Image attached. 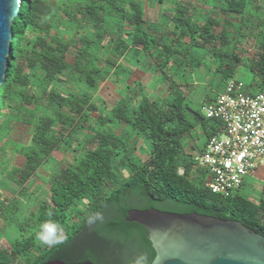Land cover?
Segmentation results:
<instances>
[{
  "label": "trees",
  "instance_id": "1",
  "mask_svg": "<svg viewBox=\"0 0 264 264\" xmlns=\"http://www.w3.org/2000/svg\"><path fill=\"white\" fill-rule=\"evenodd\" d=\"M196 1L152 0L154 7H160L153 20L147 17L145 0H83L73 12L64 0H20L19 14L12 22L10 66L0 86V130L6 127L12 131L20 123L33 128L31 141L40 154L16 152L24 162H16L12 170L21 194L28 195L33 174L57 152L58 144L74 142L76 126L97 111L89 93L63 96L53 88L65 75L78 74L86 87L98 92L107 81L105 70L118 72L130 52L144 53L157 62V69H179L189 49L196 48L221 62L218 72L223 73L226 85L236 78L237 68L247 57L237 48L240 42L229 35L238 36L248 28L259 51L250 57L255 76L252 87L257 88L251 92H264V0ZM62 18L78 25L79 30L72 27L68 32ZM58 19L56 26L60 25L62 32L55 28ZM232 43L236 46L226 50ZM72 50L75 55L69 63ZM105 52L114 57L105 58ZM167 81L173 97L165 106L166 98L149 99L145 87L138 83L135 94L139 97L129 103L120 99L110 108L112 118L99 116L103 128L91 135L82 153L75 149L78 145L68 146L75 149L74 160L69 162L72 168L62 167L52 178L51 199L24 216L17 228L18 239L9 249L0 248V264H135L141 255L152 264L156 250L148 231L127 221L128 213L135 209L234 220L264 236V198L255 203L242 195L239 190L244 183L227 197L212 193L206 186L207 169L185 155L183 140L191 137L193 129L201 127L206 144L218 133L220 124L185 109L179 85ZM128 90L130 95L131 82ZM115 122L116 128L112 126ZM136 135L138 142L149 141L153 148L148 160L139 159L138 165L131 161L128 143ZM48 220L64 227L63 243L44 246L37 239L40 225Z\"/></svg>",
  "mask_w": 264,
  "mask_h": 264
},
{
  "label": "rangeland",
  "instance_id": "2",
  "mask_svg": "<svg viewBox=\"0 0 264 264\" xmlns=\"http://www.w3.org/2000/svg\"><path fill=\"white\" fill-rule=\"evenodd\" d=\"M82 1L83 0H64V5L73 12L79 9V4L80 6L83 4ZM184 1H191V3L197 2L196 0ZM100 4L101 2L97 3V5ZM144 5L149 6V9H147V17L156 20V14H158L160 7H154L152 0H145ZM60 20L61 19H58L56 21L55 26ZM162 21H166V16ZM70 23L62 18V25L66 26L68 32H71L72 27L79 30L78 25L73 26V23ZM234 25L237 26L238 22ZM59 27L60 25L55 28H58L60 32L64 31V29ZM58 35L61 36V34ZM81 35L83 34L81 33ZM229 36L232 41H236L237 39V41L240 42L239 46L242 45V48L239 46H237V48L243 50L247 56L244 57L245 55H241V57H244L246 60L243 61L244 64H242L241 67L239 66L237 68L238 74L236 75V78L244 84V87L237 92L249 93L251 92V89H257L252 87L255 82V76L250 70L252 64V59L250 57H256L259 52L255 47V37H251V32L248 28L244 29L243 34H238L237 36L236 34L230 33ZM233 45L234 43L226 46L225 49L231 51V49L236 46ZM230 46L233 47L230 48ZM189 52L186 62L182 63L183 67L174 69L172 66H168L161 69L163 73H160L161 70L155 67V65L157 66L155 60H151L150 57L141 52L139 55L130 52V54L126 55L125 59H122L121 68L118 72L115 73V71H112L111 73L109 70H105L108 72L107 81L99 87L98 92H96L94 88L89 86L86 87L85 80H82L78 74L76 75L74 73L65 75L61 82H55L53 88L63 96L68 94H80L83 92L89 93L90 97H92V104H95L97 111L91 113V116L80 121L76 126L73 135L74 142L70 140L67 145L64 140L61 141V145L58 144L59 149L56 150L57 152L48 156L50 159L47 157L44 163L37 169V171H35L32 176L33 179L28 185V195L20 193V184L18 179L13 177L12 170L13 166H16V162L18 164L24 162L23 157L18 160L15 156L16 152H18V154L22 152L23 154L26 152L30 153L33 150L35 151V153H33L35 156L40 154L31 141L32 136L30 135L33 128L28 127L27 125H21L20 123L14 125L12 131L8 130L6 127L5 129L0 130V248L9 249L10 246L14 244L15 239H18L17 228H19L23 219H25L24 216H27L29 211L38 204L51 199V194L48 191L52 178L60 172L62 167H66L64 169H67V167H69V169L70 167L72 168L69 162H73L74 160L75 149H78V151H81L82 153V150L87 146L86 141L91 139V135L99 132L103 128L99 116L101 115L102 119L109 117L112 118L110 108H112L120 99L122 100L125 98L128 100L127 103H129V100L133 101L135 97H139L135 94L138 90V83H142L145 87L143 92L145 95L149 96V99L160 97V99L164 100V98H166V102L163 101V105L165 106L167 101L172 100L173 97L170 95L171 92L168 93L169 86L167 85L168 83H166L168 82L167 79H170L179 85L180 92H182L184 98V104H182L184 108L197 111L202 116H205L204 108L212 105L213 100H215L221 92H224L226 88V85L222 82L223 73L218 72L221 62L217 61L212 54H209L207 51L190 48ZM72 55H75L73 50L72 54L68 57L69 63H73ZM102 56H105V58L108 56L114 57L112 54L106 52ZM192 56L197 58L198 61H193ZM226 64H230V61H226ZM100 81H102V78ZM130 82L132 93L129 95L128 85H130ZM135 106V103H133L132 106L130 105V111L133 112ZM8 112L10 111H5V114L8 115ZM187 113L189 112L187 111ZM13 115H15V113ZM9 116L11 117V115ZM112 126L116 128V122L113 123ZM202 134V129L198 126L192 130L190 134L191 137L187 140L184 138L183 142L184 145H186L184 150L185 155L192 156L191 147L196 148L204 141V135ZM60 136L62 135L60 134ZM58 138L60 139L62 137L58 136ZM137 138L138 136L136 135L134 141L131 140L134 138H131L128 142L132 146L130 149L132 154L129 156L131 161L135 164L138 163L139 159L141 162H146L153 152V148L150 146L149 141L140 139V142H138ZM136 141L138 142L136 144L137 146L133 149ZM59 142L60 141H58V143ZM70 145H78V148L76 147L74 149L68 147ZM66 148L68 149L66 150ZM203 152L204 151L198 152L195 156L198 158L197 161L194 160L196 163L195 165L198 167L202 164L201 157ZM81 153L79 155H81ZM13 157L15 158L13 159ZM262 165H264V163H262ZM260 167L261 166H259L258 169L252 170L250 175L245 177L244 185L239 190L242 195L247 196L255 203H258L261 198H264V180H260V174L262 175L264 169ZM179 174H183V169L179 171ZM206 179L209 181V174L206 175ZM197 180L199 179H196V181ZM34 254L36 255V253Z\"/></svg>",
  "mask_w": 264,
  "mask_h": 264
},
{
  "label": "water",
  "instance_id": "3",
  "mask_svg": "<svg viewBox=\"0 0 264 264\" xmlns=\"http://www.w3.org/2000/svg\"><path fill=\"white\" fill-rule=\"evenodd\" d=\"M19 9L20 0H0V86L10 66L12 22ZM127 221L148 231L156 250L152 264H264V236L238 221L157 209L131 210Z\"/></svg>",
  "mask_w": 264,
  "mask_h": 264
},
{
  "label": "built area",
  "instance_id": "4",
  "mask_svg": "<svg viewBox=\"0 0 264 264\" xmlns=\"http://www.w3.org/2000/svg\"><path fill=\"white\" fill-rule=\"evenodd\" d=\"M243 87L242 81L230 79L204 108L206 118L220 126L205 144L200 166L209 172L206 186L211 192L226 197L264 163V92L238 93Z\"/></svg>",
  "mask_w": 264,
  "mask_h": 264
},
{
  "label": "clouds",
  "instance_id": "5",
  "mask_svg": "<svg viewBox=\"0 0 264 264\" xmlns=\"http://www.w3.org/2000/svg\"><path fill=\"white\" fill-rule=\"evenodd\" d=\"M49 215H51V213ZM63 233L64 227L61 224L48 220L40 225L37 233V239L44 246L59 245L64 242ZM135 264H149L147 256L141 255L136 259Z\"/></svg>",
  "mask_w": 264,
  "mask_h": 264
},
{
  "label": "crops",
  "instance_id": "6",
  "mask_svg": "<svg viewBox=\"0 0 264 264\" xmlns=\"http://www.w3.org/2000/svg\"><path fill=\"white\" fill-rule=\"evenodd\" d=\"M199 144V143H198ZM205 142L203 141L201 144H199L196 148L191 147L192 148V157H195L198 152H201L204 149ZM262 169H264V165H260ZM260 180H264V171L262 172V175L260 174Z\"/></svg>",
  "mask_w": 264,
  "mask_h": 264
}]
</instances>
